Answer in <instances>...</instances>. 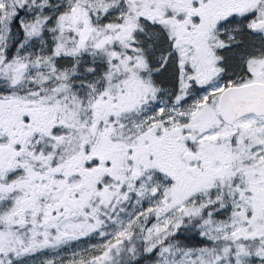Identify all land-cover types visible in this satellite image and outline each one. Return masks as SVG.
Here are the masks:
<instances>
[{"label": "snow or ice", "instance_id": "6c2138e0", "mask_svg": "<svg viewBox=\"0 0 264 264\" xmlns=\"http://www.w3.org/2000/svg\"><path fill=\"white\" fill-rule=\"evenodd\" d=\"M0 264H264V0H0Z\"/></svg>", "mask_w": 264, "mask_h": 264}]
</instances>
